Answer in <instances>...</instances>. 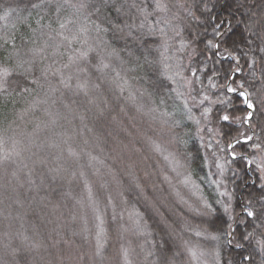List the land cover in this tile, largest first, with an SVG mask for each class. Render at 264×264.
Listing matches in <instances>:
<instances>
[{
	"label": "trees",
	"instance_id": "trees-1",
	"mask_svg": "<svg viewBox=\"0 0 264 264\" xmlns=\"http://www.w3.org/2000/svg\"><path fill=\"white\" fill-rule=\"evenodd\" d=\"M36 2L0 0V17H5L0 19V63L15 68L20 60H32L29 49L45 48L46 42L48 45L43 56L32 61L30 72L19 74L23 71L21 69L8 79L7 93L0 96V139L3 140V144H0V157L12 153L14 147L20 151L19 157L13 156L12 160L0 164V257L8 261V264H13L11 251L17 249L16 259L21 264L25 260L29 264H150L156 257H148L146 260L145 253L151 249L153 242L157 248L152 250L158 251L167 240L171 251L179 253L176 257L178 264H217L215 251L220 253L219 264H240L241 258L251 250L244 241L240 242L245 243V248L239 249L234 244H227V237L223 235L219 241H211L205 234L196 235L200 230V221L181 201L180 204L175 203L172 192L178 188L179 178L164 156L171 153L181 164L186 165L180 168L182 173L184 176L191 173L193 181L199 186V192H195L191 185L181 186L183 191L194 196V199L184 198L192 200V203L201 194L213 200H226L219 195L225 189L217 188L216 185L209 186L205 178L209 172H217L214 166H210L213 150L217 151L220 163H225L227 157L229 165L226 166L224 177L208 175L207 179L223 180L227 190L234 193L231 203L235 206L234 215L238 218L233 224L237 239L246 230L252 231L250 226L239 223V220L247 219L242 215L240 205L251 201L254 208L260 207L261 198L264 197V192L260 191L264 185L260 179L261 173L254 164L232 163V149L225 152L215 149L216 140H220V148H225V141L220 136L212 141L213 149L206 151L196 134L197 125L194 121L185 118L181 125L174 126L172 120L180 119L184 109L194 102L198 103L202 95H208L211 101L231 100V105L225 104L223 107L230 109L227 114L232 118L247 114L241 99L223 88H211L204 76L206 72L214 76L218 71L220 76L213 80L217 85L230 83L232 87L238 88L243 84L249 93H255L260 88L259 59L264 54L259 53V41L253 43L255 37L252 34L259 31V27L251 29L247 27L250 21H241L250 12L259 24L260 18L264 17V0H240L245 6L239 11L236 10L234 0H205L215 20L203 26L188 20L193 28L186 29L184 35L189 40H195V43L191 47L186 45L183 51L179 50V38L169 40L168 50L165 51L159 47V35L143 36L136 28H132V37L127 36L129 29L124 26L138 25L140 18L135 15V10L130 14L117 12L116 9L125 0L109 3L99 17L91 8L80 14L66 8L57 17L54 13L49 15L46 11L33 9L32 5ZM169 2L175 5L185 0ZM124 11L127 12V8ZM176 11L178 9L173 7L172 12ZM88 12H92V20L110 29L103 38L120 49L125 59L132 53L141 58L147 55L149 60L154 61L151 66L145 65L142 70L129 73V76L139 77L138 80L130 79V83L142 92L146 90L139 102L145 105V110L157 108L155 113H137L123 97L117 100L118 90L101 81L100 74L94 69L89 73H80L79 79L89 80L90 88L92 83H100V90L92 89L88 97L83 92L73 94L77 84L75 67L66 69L63 65L68 64L69 56L77 55V49L83 45L79 42L71 45L64 42L56 49L55 45L60 44L57 33L61 31L59 23H66L63 30L65 35L75 32L82 23L87 24L85 16ZM168 15L171 16V13ZM186 19L181 13V18L175 19L173 23L183 25ZM222 20L224 23L220 31L223 36L214 37L213 27ZM49 24L51 29L45 27ZM117 26L124 27V31L117 30ZM88 27L91 29L92 25L88 24ZM160 27L165 29L169 37L173 35L165 25L161 24ZM89 35L94 37L96 33L90 31ZM207 40L220 43L223 56L229 52L241 56L239 64L242 71L235 74V83H231V78L228 81L224 79L229 68L235 67V62L218 55L215 58L217 62L213 63L211 54L203 53ZM146 48L148 52H145ZM193 48L196 52L192 51ZM245 52L248 54L247 63L243 57ZM205 55L208 56L206 60ZM192 56L195 59L189 63ZM254 59L257 62L256 81L249 76ZM201 61L204 63L201 64ZM197 67L199 71L192 77L191 69ZM116 68L120 70L118 64ZM44 70H47L46 76ZM57 70L64 77L71 76V89L60 84ZM176 71H182L184 76L193 79L192 86L196 91L191 96L195 97V101L188 96H177V91H185L187 85L182 86L180 76L175 77V83L169 79ZM111 75L114 74L109 72ZM33 80L39 83H32ZM24 88L29 91H23ZM137 95L139 97L140 93ZM252 98L257 103V97L253 95ZM89 99L99 102L104 109L103 115L95 103L88 102ZM161 99L165 101L164 104L160 103ZM209 106L214 109L221 107L210 105L209 102H205L202 107ZM120 107L125 108L127 115L120 112ZM165 111L172 115L162 117L161 112ZM201 111L202 108H193L192 115L201 119ZM153 116L156 118L153 119ZM209 117L213 122L202 121L201 128H216L231 136L238 132L253 134L247 125H235L230 129L226 122H216L213 113ZM165 119L168 122L162 123ZM258 120L264 121V117L252 121L256 125V135L264 142V132ZM203 135L207 141L209 133L205 131ZM177 138H182L186 143H177ZM154 144L160 146V152L154 150ZM69 147L79 155L70 156ZM236 151L238 154L244 153L248 158L264 157V150L256 151L250 146H239ZM37 159H44L47 163L34 165L33 161ZM24 164L28 167H23ZM229 168L239 169V172ZM49 169H60L55 180ZM146 172L148 176H145ZM41 175L44 177L43 182ZM165 175L170 182L164 180ZM136 183L144 188L143 192L135 187ZM173 185L174 188H171ZM134 210L144 214V219L153 229L152 236L137 233L130 218V213L134 218ZM161 213L170 221L186 217L191 227L180 231L179 236L162 235ZM101 228L104 231L98 241L97 233ZM98 244L102 245L99 253ZM187 247L197 250L195 259L190 260ZM125 249L127 258L124 255ZM256 260H259V256H256Z\"/></svg>",
	"mask_w": 264,
	"mask_h": 264
},
{
	"label": "snow or ice",
	"instance_id": "snow-or-ice-1",
	"mask_svg": "<svg viewBox=\"0 0 264 264\" xmlns=\"http://www.w3.org/2000/svg\"><path fill=\"white\" fill-rule=\"evenodd\" d=\"M119 0H37L36 3L32 5L33 9L46 11L49 15L55 14L57 17L60 16L61 12L66 8H71L75 10L77 14L84 13L88 9H93L97 17L102 14V9L107 7L109 3H118ZM236 5V10L239 11L245 5L241 3L240 0H234ZM97 4L99 5L97 7ZM175 7L178 9L176 12H172V8ZM125 8H127V12H125ZM120 14H130L132 10H135V15L140 18V23L125 25L129 31L127 32V36L132 37V28H136L143 36H157L161 38V43L159 47L164 48L165 51L168 50L169 44L168 41L171 39L179 38L180 40V51H183L185 46L191 47L192 44L195 43V40H189L188 37L184 35V31L186 29L193 28V25L188 22V20L194 21L196 25L203 26L210 21H214L215 17L211 16L208 10V5L205 0H191V2H177L175 5L171 4L169 0H125L124 3H120V6L116 9ZM199 12V15H197ZM171 13V16L168 14ZM181 13L183 16L187 18L183 25H175L173 21L175 19L181 18ZM92 12H88L85 16V20L88 22L87 24H80L77 27L75 32H72L70 35L64 34V29L66 28V23H59V28L61 31L57 33L60 37V44H56L55 48L58 49L60 45L64 42H67L71 45L73 42H79L83 45L81 49H77V55L69 56V63L63 65L64 68H70V66L75 67V72L77 74V84L75 86V90L73 92L74 95H78L80 92H83L85 97L89 96V93L92 89L100 90V83H92L91 88L89 87V80L85 79L80 81L79 74L80 73H89L91 69H94L97 73L100 74L99 79L101 81L106 82L107 84L114 86L119 95L116 96V99L119 100L123 97L124 101L131 105L137 113H141L144 115H150L155 113L158 109L148 108L145 110V105L139 102L140 98L143 97L146 90L142 92L139 88H134V85L130 83L131 80H138L137 76H129V73L133 71H139L144 68L145 65L151 66L154 64V61L149 60L148 56L145 55L143 58L136 57L132 53H129L128 59H125L121 55V50L113 46L108 40L104 39L103 36L110 29L103 26L102 23L94 21L91 19ZM5 17H0L3 19ZM250 21L251 23L247 24L248 28L256 29L259 27V31H254L252 34L255 37L256 41H259L258 51L259 53L264 54V17H261L259 20V24H257L256 18L254 14H247L241 23H245ZM224 21H220V23H216L213 27V36H223V33L220 31ZM230 23V22H229ZM88 24L92 25L90 29ZM165 25L173 35L171 37L168 36V33L165 31L163 27L160 25ZM51 29V24L45 26ZM124 27L117 26V30L123 32ZM90 31H94L96 36L92 37L89 35ZM198 38V36H197ZM136 39V37H133ZM7 42V41H5ZM47 42L45 44V48L47 47ZM220 43L214 42V40H207L205 42V48L203 53L211 54L213 57V63H216L215 59L218 55L222 56L223 59H228L229 61L235 62V67H230L228 72L225 73L224 79L228 81L231 78V83H235V74H239L242 71V68L239 64L241 56H234L231 52H229L226 56H223L220 53ZM45 48L34 47L29 49L32 54V60H20L15 68H9L3 63H0V96L7 93L6 84L9 78L12 75L17 74L18 70H23L19 74L28 73L31 71L32 61L36 57H42L45 51ZM239 51V49H237ZM149 49H145V52H148ZM193 52H196V49H192ZM249 51H252L249 48ZM199 54V53H197ZM247 53H243V57L245 58V62L247 63ZM195 59L194 56L189 58V63ZM208 59V56L205 55V60ZM95 61V63H93ZM201 64L204 61L200 62ZM119 65L120 70H117L116 65ZM256 60H253L252 68L250 69L249 76L250 79L256 81L257 78V70H256ZM259 83L260 88L256 90L255 93H249L247 89L244 88L243 84H240L239 87H232L230 83H226L223 86L217 85L213 82L215 78L220 76V73L215 72L214 76H210L207 72L205 73L204 79L208 81V85L211 88H217L220 90H226L228 93H233L237 96V98L241 99L244 106L247 109V114L243 117H230L227 114L230 109L227 107H223L225 104L231 105L232 101H225L223 99L218 101H211L208 95H202L199 102H194L193 104L187 106L184 109L180 119H173L172 124L174 126L181 125L182 121L186 118L187 120H192L197 125V136H199L201 142H203V147L205 150L213 149L214 145L212 143L215 140L216 136H220L222 140L225 141V148H220V140L215 141V149L220 152H225L227 149H232L230 156L232 163H244L245 165H255L256 170L261 173L260 179L264 181V157H252L248 158L244 153H237L236 148L239 146H250L252 149L256 151L264 150V142L261 141V137L256 135L255 127L256 125L252 123L254 119L258 117H264V55L260 56L259 59ZM127 65H132V67H127ZM167 68L168 65H165ZM199 71V67L195 69H191L192 77H195L197 72ZM109 72L114 75L109 76ZM57 73L60 75V84L65 88L71 89V76L64 77L63 73L60 70H57ZM43 74L47 75V70H44ZM180 76L182 86L184 84L187 85L185 91H177V96L183 97L188 96L190 99L195 101V97L191 96V93L196 91L193 85V79H190L187 76L183 75L182 71H176L173 75L169 76V79H172L175 83V77ZM203 83V80L200 81ZM32 83L38 84V80H33ZM55 90V89H53ZM110 90V89H109ZM23 91L27 92L29 89L24 88ZM127 92V95L124 93ZM140 93L138 97L137 93ZM150 95V94H149ZM253 95L257 97V103L253 102ZM89 103H95L97 110L101 115H103L104 109L100 107V104L96 100L89 99ZM205 102H209L210 105H220L221 107H202ZM75 103V101H73ZM107 103V101H105ZM161 104H164L165 101L161 99ZM200 109L201 111V119H196L192 115V109ZM71 110V109H70ZM120 112L127 115V111L124 107H120ZM213 113L215 116L216 122L224 121L226 122V126L230 129L235 126H244L247 125L249 129L252 130V135L247 133L238 132L235 136H231L229 134L222 133L219 129L216 128H201L200 124L202 121L205 123H212L213 121L210 119L209 114ZM225 113V114H221ZM172 114L169 112H161L162 117H169ZM156 117L153 116V119ZM83 120V116H81ZM116 117L113 116V120ZM129 119H134V117H129ZM168 121L165 119L162 123H167ZM261 124V131L264 132V121H259ZM207 131L209 133V139L205 141V136L203 133ZM235 141V143H233ZM177 143H186L182 138H177ZM0 144H3V140L0 139ZM154 150L157 152L161 151L159 145L154 144ZM68 152L70 156H78L71 147L68 148ZM211 164L210 166H214L217 169L216 173L209 172L206 174L205 182L209 185H216L217 188H224V191H221L219 195L221 197H225L226 200L220 199H211L210 197H205L203 194L199 195V199L194 203H189L188 200H185L180 192H176V196L179 198L181 203L185 204L188 211L190 213H195L196 217L200 221V230L196 232L197 236L202 234L206 235V238L211 241H219L221 235L227 237L226 243L229 245H233L236 248L244 249L245 243L250 246L251 250L248 251V255L243 256L241 258L240 264H264V197L261 198L260 207L254 208L251 201L247 204L241 203V207L243 209L242 215L246 216L247 219L239 220V223L245 224L252 228V231H245L239 239H237L236 233L233 229V224L237 222V217L234 215L235 206L231 203L234 199V193L227 190L226 184L223 180L211 179L208 180L207 176H216L224 177L226 166L229 165L227 157H225V163H220L219 158L217 156V151L213 150L211 152ZM13 156L19 157L20 151H17L15 147L13 148L12 153L5 154L0 157V164H3L6 161L12 160ZM164 159L169 162L173 171H176L178 168H184L186 165L181 164L179 160L175 158V156L171 153L169 155L164 156ZM47 161L44 159H37L33 161V164H46ZM23 167L27 168L28 165L24 164ZM229 170L239 172V169H231ZM60 169H49L50 173H53L52 179L55 180L56 174H58ZM32 174V169L29 170V176ZM16 173L13 172V176ZM149 174L146 172L145 176ZM43 175H41V180L43 182ZM165 181H169V177L167 175L164 176ZM170 182V181H169ZM185 185H191L195 192H199V186L195 184L192 179L191 173H188L184 176L182 181ZM135 187L139 189L141 192L144 191V188L136 183ZM261 192H264V185H262ZM219 205V207H217ZM154 207V205H153ZM160 215V223L163 226L160 231L162 235L168 236H179L180 231L187 230L191 227L190 222L186 217H180L176 221H170V219L165 218L163 214ZM130 218H132V223L138 234L152 236L153 229L148 224L147 220L144 219V214L140 213L138 210H134V218L133 214L130 213ZM113 219H116L115 212L113 214ZM103 228L97 233V240L99 241L101 234L103 233ZM215 232V234H213ZM244 241L245 243H241L240 241ZM234 241H236L234 243ZM186 243V242H185ZM34 247H38V245H34ZM102 245L98 244V253ZM157 248V244L153 242L151 249L145 253V259L148 257L155 256L150 264H178L176 257L179 255L178 252H172L171 248L168 247V241L165 240L163 245L158 248V251H153L152 249ZM191 251V249H189ZM17 249H12L11 256L13 257V264H21V261L17 260ZM171 253V254H170ZM125 258H127V250H124ZM203 255V253H201ZM215 258L217 260V264H219L220 253L218 251L214 252ZM256 256H259V260H256ZM192 257L196 258V253L192 252ZM0 264H8V261H4L2 257H0ZM23 264H29L27 260L23 262ZM231 264V262H229Z\"/></svg>",
	"mask_w": 264,
	"mask_h": 264
},
{
	"label": "rangeland",
	"instance_id": "rangeland-1",
	"mask_svg": "<svg viewBox=\"0 0 264 264\" xmlns=\"http://www.w3.org/2000/svg\"><path fill=\"white\" fill-rule=\"evenodd\" d=\"M167 155H169V154H167ZM166 154H165V156H167ZM168 162V161H167ZM169 163V162H168ZM169 166L171 167V165L169 164ZM171 169H172V167H171ZM175 172V174H177V176H178V178H179V181H178V183H177V189L176 188H174V185L171 187V188H174V192H172V195L174 196L173 198L175 199V203H179L180 204V200H179V198L176 196V192L178 191V192H180L179 191V187H181V186H184V184L182 183V181H183V179H184V174L182 173V171H181V169L180 168H178L176 171H174ZM174 183H176V182H174ZM181 189H182V187H181ZM173 190V189H172ZM183 195V197L184 198H193L194 199V196L192 195V194H190V193H187V192H185V191H183V189H182V192H181ZM188 201H189V203H192V200H189L188 199ZM185 205V204H184ZM189 249H191V251H189ZM186 252L187 253H189V258H190V260H191V258H193L192 257V252H195L196 254H197V250L196 249H194V248H191V247H187V249H186Z\"/></svg>",
	"mask_w": 264,
	"mask_h": 264
}]
</instances>
